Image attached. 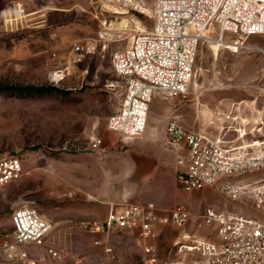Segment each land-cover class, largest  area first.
I'll return each instance as SVG.
<instances>
[{
	"label": "rangeland",
	"instance_id": "374dc122",
	"mask_svg": "<svg viewBox=\"0 0 264 264\" xmlns=\"http://www.w3.org/2000/svg\"><path fill=\"white\" fill-rule=\"evenodd\" d=\"M152 11L153 0H0V154L16 155L23 170L0 190V237L12 230L11 212L22 204L35 207L51 227L44 245L26 246V261L0 254V264H103L105 254L102 245L94 244L96 238L112 248L114 264H145L136 230L105 236L70 227L93 219L69 205L96 201L92 193L105 183L117 190L115 160L131 145L105 127L123 92L111 54L127 46L132 35L151 29ZM209 41L197 45L185 95L165 99L156 94L150 104L175 101L186 125L213 121V131L229 112L264 119V55ZM84 42L90 50L72 64L71 46ZM247 42L264 46V35ZM26 85L52 90L32 95L10 90ZM240 100L237 112L225 107ZM94 139H99L98 148L90 147ZM181 193L185 198L174 206L186 207L190 218L180 227H158L150 239L156 246L153 264L173 262L169 251L187 235L213 236L214 225L197 224L207 207L256 215L250 196L231 200L211 187ZM69 215L72 219H66ZM46 245L60 250L61 259L51 258Z\"/></svg>",
	"mask_w": 264,
	"mask_h": 264
},
{
	"label": "built area",
	"instance_id": "2783aa9c",
	"mask_svg": "<svg viewBox=\"0 0 264 264\" xmlns=\"http://www.w3.org/2000/svg\"><path fill=\"white\" fill-rule=\"evenodd\" d=\"M152 20L148 32L132 35L127 46L111 54L112 70L123 81V92L105 127L127 139L143 133L154 95L165 99L185 95L201 40L231 42L235 49L264 55V46L247 42L249 37L264 35V0H153ZM89 50L87 42L74 43L72 64ZM234 130L236 139L224 141L204 129L183 127L177 116L166 125L165 139L176 151L175 174L184 192L211 187L231 200L250 196L256 213H217L207 207L197 224L214 225L213 236L194 234L176 241L175 249L169 251L175 260L168 264H264V135L244 141V131L240 127ZM98 144L99 139H94L90 147L98 148ZM22 172L16 155L0 154V190ZM189 218L190 212L183 205L158 212L153 203L110 204L102 220H80L69 226L105 236L115 230H136L143 241L144 263L153 264L156 246L150 239L158 227H180ZM10 220L12 230L0 237V254L10 261L24 262L28 258L26 246L44 245L51 227L27 204L14 208ZM93 242L103 247V264H114L112 248L100 238ZM45 251L51 258L61 259L60 250L46 245Z\"/></svg>",
	"mask_w": 264,
	"mask_h": 264
},
{
	"label": "crops",
	"instance_id": "0c3cea01",
	"mask_svg": "<svg viewBox=\"0 0 264 264\" xmlns=\"http://www.w3.org/2000/svg\"><path fill=\"white\" fill-rule=\"evenodd\" d=\"M243 101H230L225 107L228 111L234 109L237 112ZM176 104L177 102L174 101L170 104L153 102L149 105L143 133L137 138L129 139L130 148L118 153L115 160L114 179L117 190L105 183L101 189H98V193L97 191L92 193V196L98 195L96 201H84L69 206L77 212H83L86 217L100 221L110 204L153 203L158 212H165L184 199L181 191L186 192L181 189L175 174L176 151L165 139L166 125L172 116H177L178 122L183 127L204 129L209 134L212 133V136L220 135L224 141L236 139L234 129L237 127L244 131L242 137L244 141L264 135V119L260 115H256L255 119L251 120L242 117L239 112L237 114L229 112L219 119L223 123L220 129L213 131L216 129L213 121L204 126L186 125ZM83 171L84 176L88 177L89 171L86 169ZM66 219H72V215L67 216Z\"/></svg>",
	"mask_w": 264,
	"mask_h": 264
},
{
	"label": "trees",
	"instance_id": "16d2710c",
	"mask_svg": "<svg viewBox=\"0 0 264 264\" xmlns=\"http://www.w3.org/2000/svg\"><path fill=\"white\" fill-rule=\"evenodd\" d=\"M12 91H19V92H23L25 94H28V95H32V94H44V93H48L52 90V88L50 87H47V88H44V87H34V86H22V87H16V88H13L11 87Z\"/></svg>",
	"mask_w": 264,
	"mask_h": 264
},
{
	"label": "bare ground",
	"instance_id": "6f19581e",
	"mask_svg": "<svg viewBox=\"0 0 264 264\" xmlns=\"http://www.w3.org/2000/svg\"><path fill=\"white\" fill-rule=\"evenodd\" d=\"M114 10V9H113ZM212 45H215V46H232L234 47V45L231 43V42H222V43H218L214 40H211L209 41ZM62 77V76H61Z\"/></svg>",
	"mask_w": 264,
	"mask_h": 264
}]
</instances>
